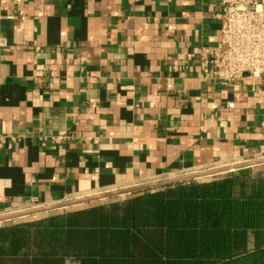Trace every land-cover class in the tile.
Instances as JSON below:
<instances>
[{
	"label": "crops",
	"instance_id": "1",
	"mask_svg": "<svg viewBox=\"0 0 264 264\" xmlns=\"http://www.w3.org/2000/svg\"><path fill=\"white\" fill-rule=\"evenodd\" d=\"M221 12L0 0V216L262 157L263 85L201 77Z\"/></svg>",
	"mask_w": 264,
	"mask_h": 264
},
{
	"label": "trees",
	"instance_id": "2",
	"mask_svg": "<svg viewBox=\"0 0 264 264\" xmlns=\"http://www.w3.org/2000/svg\"><path fill=\"white\" fill-rule=\"evenodd\" d=\"M0 226V264H264V176L248 168Z\"/></svg>",
	"mask_w": 264,
	"mask_h": 264
},
{
	"label": "built area",
	"instance_id": "3",
	"mask_svg": "<svg viewBox=\"0 0 264 264\" xmlns=\"http://www.w3.org/2000/svg\"><path fill=\"white\" fill-rule=\"evenodd\" d=\"M220 18V41L201 52V77L216 78L225 83L246 77L260 82L263 88L253 94L252 102L263 100L261 128L264 140V0H222ZM7 44V40L0 41L2 47ZM68 138L62 131L53 140L63 142Z\"/></svg>",
	"mask_w": 264,
	"mask_h": 264
},
{
	"label": "water",
	"instance_id": "4",
	"mask_svg": "<svg viewBox=\"0 0 264 264\" xmlns=\"http://www.w3.org/2000/svg\"><path fill=\"white\" fill-rule=\"evenodd\" d=\"M261 164H264V157H259V158H255L252 160L239 162L231 166L216 167V168L194 172V173L177 176V177H173L169 179H164V180L144 183L140 185H135L131 187L121 188V189H117V190H113L109 192H104V193H100L96 195L78 198V199L67 200V201H63V202H59V203L51 204L47 206H41V207L31 208L27 210L12 212L9 214L1 215L0 222L19 219V218L41 214L45 212H50V211H55V210H59L63 208L74 207V206H78V205H82V204H86V203H90L94 201H100V200H104L108 198L121 196L123 194L148 191L151 189L166 187L169 185L191 181V180H196V179L203 178V177L216 176L219 174L228 173L230 171L246 169V168L254 167L257 165H261Z\"/></svg>",
	"mask_w": 264,
	"mask_h": 264
},
{
	"label": "rangeland",
	"instance_id": "5",
	"mask_svg": "<svg viewBox=\"0 0 264 264\" xmlns=\"http://www.w3.org/2000/svg\"><path fill=\"white\" fill-rule=\"evenodd\" d=\"M251 172H253L254 174H258V175H263L264 176V164H261V165H257L255 167H249L248 168ZM235 171V170H234ZM230 172H233V171H230ZM229 173V172H228ZM223 174H226V173H223ZM219 175H222V174H219ZM219 175H216V176H219ZM212 177H215V176H211V177H203V178H199V179H196V180H208ZM162 187L160 188H155V189H151V190H148V191H156V190H159L161 189ZM135 193H130V194H123L121 196H117L120 200H126L128 199L129 197L133 196ZM106 200V199H104ZM70 208V207H69ZM67 208H63V209H59V210H56L54 212H62V211H65ZM51 212V211H50ZM49 212V214H51ZM47 213H42L41 215L44 216L46 215ZM41 215H34V217H38V216H41ZM33 216V215H32ZM34 217H23V218H19V219H14V220H9V221H3V222H0V226H3V225H6V224H9V223H13V222H17L18 220H26V219H29V218H34Z\"/></svg>",
	"mask_w": 264,
	"mask_h": 264
}]
</instances>
